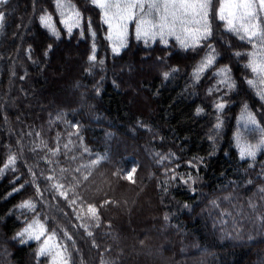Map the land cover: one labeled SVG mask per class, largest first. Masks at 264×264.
<instances>
[{"label": "trees", "instance_id": "trees-1", "mask_svg": "<svg viewBox=\"0 0 264 264\" xmlns=\"http://www.w3.org/2000/svg\"><path fill=\"white\" fill-rule=\"evenodd\" d=\"M56 2L0 5V166L17 156L15 170L0 175V264H51L37 254L39 241L23 243L16 236L37 217L68 245L69 264H264V153L241 158L236 141L245 106L264 128V102L246 82L254 78L245 67L252 45L241 41L233 49L241 55L232 62L223 46L235 39L221 23L212 21L211 36L188 48L174 37L167 44L159 37L137 40L130 25L127 44L116 54L102 10L91 0H63L83 17L71 34ZM46 13L58 37L40 22ZM93 45L95 61L89 59ZM207 52L215 62L197 80L192 73ZM221 68L230 69L234 88L220 83ZM207 89L216 102L205 97ZM41 140L47 148L34 151ZM57 143L60 154L52 157L48 149ZM99 157L105 159L96 167H82ZM133 167L135 183L123 178ZM84 175L87 180L74 184ZM48 176L64 184L67 200ZM189 176L196 185L180 179ZM239 195L233 217L219 211ZM26 200L35 211L19 207ZM89 204L98 221L77 219ZM231 219L245 227L241 241L225 238H237Z\"/></svg>", "mask_w": 264, "mask_h": 264}, {"label": "snow or ice", "instance_id": "snow-or-ice-1", "mask_svg": "<svg viewBox=\"0 0 264 264\" xmlns=\"http://www.w3.org/2000/svg\"><path fill=\"white\" fill-rule=\"evenodd\" d=\"M7 2L8 0H0V5ZM91 3L102 10L103 23L108 26L107 39L112 42V51L116 54L127 44L130 25H134V34L137 40L143 39L145 43H148L149 41L154 42L159 37L164 44H167V37H174L184 48L195 47L202 40H207L212 34L209 17L213 9V0H91ZM215 3L217 7L213 18L225 22L227 31L234 33L241 41H246L252 45L253 51L245 53L249 57V61L245 67L250 69L251 73L254 74V78L248 79L246 82L264 100V0H215ZM56 7L61 17L60 22L69 34L72 33L74 28L81 27L83 17L75 9L74 5L71 3L66 4L63 0H57ZM4 19V13L0 12V26L3 25ZM39 19L41 24L53 35L59 36L53 17L50 14L46 13L40 16ZM88 24L89 28H91L90 20ZM91 35L94 37L95 32H92ZM209 47L211 46L209 45ZM212 51L214 52L215 50L212 49ZM236 55L239 56L241 53H236ZM89 59L92 61L96 59L95 45H93V54ZM215 59L216 57L212 54L205 57L194 73L197 80L201 73L214 64ZM216 74L221 77L220 83L225 84L229 88L235 87V83L230 77V69L221 68ZM167 76L168 73H165V77ZM216 107L218 110H223L224 104L219 103ZM240 120L249 132L259 130L261 133L262 138L255 145L248 143L241 135L238 134L237 136L241 158H254L257 150L261 146H264V128L259 127L255 116L248 110L247 106H245ZM73 127L77 129V132L73 134L78 136L79 126L73 125ZM216 127L219 128L220 124L218 123ZM36 135L39 136L40 133H36ZM70 143L71 140L63 145L66 151L69 150ZM36 148L43 150V148H47V144L41 140L40 144H37L33 150L35 151ZM60 151L58 143L54 148L48 149L52 157L59 155ZM42 159L49 164L53 163L48 156H44ZM71 159L75 160L77 158L73 155ZM102 159H105V157H99L92 161L91 165L82 167H94ZM16 162L17 156L15 154L9 155L4 164L0 166V175L6 170L14 171ZM135 170L134 167L131 168L123 178L135 183L133 180ZM65 171L66 169H60L61 173ZM74 171L80 173L81 167H77ZM32 175L35 176V172H32ZM172 178L176 179L177 177L174 174ZM45 179L55 181L51 184V187L66 200L68 199V191L64 190L65 186L63 183L56 180L54 176H48ZM87 179L88 176L84 175L79 179H74V184H78L80 180ZM180 179L183 183L187 184L192 180V177L189 176L187 180L183 177H180ZM192 182L194 183L195 181L192 180ZM16 190L18 191L19 189ZM260 191L264 192V189ZM73 195L76 196L75 193ZM225 199L229 198L225 197ZM109 202L105 201V203ZM70 204L75 205L76 199H72ZM213 206L218 207L215 201H213ZM19 207L35 211L36 204L32 200H26ZM76 215L77 219L81 220L84 219L85 215L90 220H99L98 210L91 204L87 206L86 213L77 212ZM45 225L46 222L42 223L37 217L30 223H27L16 236L23 238V243H26L28 240L39 241L40 247L37 254L48 257L51 264H69L71 255L68 245L57 239L56 232H49ZM80 227L87 230V224H81ZM87 234L89 236L92 235L90 231ZM64 236L68 241H72V237L68 236L67 233ZM104 264H107V262H104Z\"/></svg>", "mask_w": 264, "mask_h": 264}, {"label": "rangeland", "instance_id": "rangeland-1", "mask_svg": "<svg viewBox=\"0 0 264 264\" xmlns=\"http://www.w3.org/2000/svg\"><path fill=\"white\" fill-rule=\"evenodd\" d=\"M216 7H217V5H216V3H215V0H213V9H212V13L210 14V17H209V19H210V21L212 22V21H214V24H217V23H221L222 24V26L224 27V30L225 31H227V29H226V27H225V22H223V21H219V20H217V19H214L213 17H214V15H215V10H216ZM228 33H231V34H233V38L235 39V42L233 43V41H232V39H231V45H229V43L228 44H226V45H224L223 46V51L224 52H226V53H228L229 55V57H232V62H235V59H234V57L233 56H237L236 55V53H237V51L236 50H233L234 48L235 49H237V48H239L240 46H241V44H240V42H241V40L234 34V33H232V32H229V31H227ZM250 52L251 51H253V49H251L250 48V50H249ZM214 53V52H213ZM211 54V53H210ZM213 55V54H212ZM206 56H208V52L206 53V55H205V57ZM205 57H204V59H205ZM149 58V57H148ZM148 58H146V55H143L142 57H141V59H143V60H146V59H148ZM217 58H218V56H217ZM151 59V58H150ZM149 59V60H150ZM248 61H249V57L247 58V63H248ZM163 63H164V65H167V62L165 61V60H163ZM236 63H237V60H236ZM247 63H246V65H247ZM238 64V63H237ZM197 68V67H196ZM138 70L139 71H145L146 70V68H142L141 66H138ZM196 71V70H195ZM195 71H193V75H194V73H195ZM250 73V72H249ZM202 74H200V76H201ZM251 75L254 77V74L253 73H251ZM202 77H204V76H202ZM221 78V77H220ZM252 89V90H251ZM125 90L126 91H129L130 90V87L129 86H127V84L125 85ZM250 91L251 92H253L254 91V89L253 88H250ZM246 92H247V90H246ZM205 97L206 98H208L211 102L212 101H214V102H216L217 100L214 98V94H213V92L211 91V89H207L206 91H205ZM216 100V101H215ZM262 100V99H261ZM263 102H264V100H262ZM240 124H241V132L239 133V135H241L248 143H251V144H253V145H255V144H257L260 140H261V138H262V136H261V133L259 132V130H257L256 132H249L248 131V129H246L244 126H243V124H242V122H241V120H240ZM259 125V124H258ZM260 127V126H259ZM261 128V127H260ZM238 136V135H237ZM237 141V140H236ZM241 142H243V141H241ZM237 143H238V141H237ZM239 145V144H238ZM240 148V147H239ZM260 152H263L264 153V146H261L258 150H257V152H256V155H255V157H257L259 154H260ZM96 160V159H95ZM103 160V159H102ZM92 161H94V159L92 160ZM92 161H91V164H92ZM100 163H101V161H100ZM99 163V164H100ZM95 167H96V165H95ZM89 172H91V170L89 171ZM185 180H187V178L185 179ZM192 180H194L195 182L193 183L192 182ZM192 180H190L189 181V183L191 184V185H196L197 184V182H198V179H196L195 177L194 178H192ZM136 183H137V181H136ZM241 198V195H239V196H237V197H233V202L232 201H228V203H227V206L226 207H223V206H221L220 207V212H222V210H223V212H224V210H227V213L226 214H228L229 215V213H230V217H233L232 216V214H233V207H234V204H236L237 203V200H239ZM250 206V208L252 207L251 205H249ZM242 207H245V205H243ZM231 209V210H230ZM216 210H218L217 208H216ZM215 210V211H216ZM238 219V218H237ZM40 220V219H39ZM42 223H43V221L42 220H40ZM231 223H232V226H233V228L234 229H231V231H233L232 233H234V235L237 237V238H232L231 236H227V234H226V236H225V238H228V239H230V241H241V239H239L240 237H239V235H241L240 234V232L239 231H244L245 230V227L242 225V224H240L239 222H237L236 221V219L235 220H233V219H231ZM224 231V230H223ZM238 234V235H237ZM124 238V248H125V250H128L127 249V245L129 244V237L128 238H125V236L123 237ZM17 239H19L20 241H21V239L20 238H17ZM23 239V238H22ZM10 240V242H11V245L13 246V245H15L16 244V242H15V240L14 239H9ZM30 241H35V240H28L27 242H30ZM76 241V240H75ZM75 241L73 240V238H72V242H74V243H72L74 246H76V244H75ZM152 241V239L150 238L149 239V242H151ZM122 243V242H121ZM127 252V251H126ZM128 252H129V250H128ZM202 257V256H201ZM209 258V257H208Z\"/></svg>", "mask_w": 264, "mask_h": 264}]
</instances>
